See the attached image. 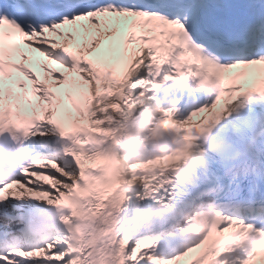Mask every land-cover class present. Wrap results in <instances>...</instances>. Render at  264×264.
<instances>
[{
  "label": "snow or ice",
  "instance_id": "6c2138e0",
  "mask_svg": "<svg viewBox=\"0 0 264 264\" xmlns=\"http://www.w3.org/2000/svg\"><path fill=\"white\" fill-rule=\"evenodd\" d=\"M0 264H264V0H2Z\"/></svg>",
  "mask_w": 264,
  "mask_h": 264
}]
</instances>
